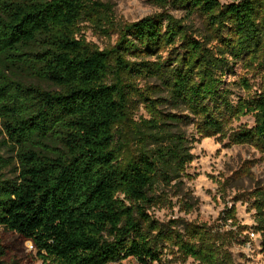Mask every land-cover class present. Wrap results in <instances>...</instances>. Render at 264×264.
Listing matches in <instances>:
<instances>
[{
  "label": "trees",
  "instance_id": "16d2710c",
  "mask_svg": "<svg viewBox=\"0 0 264 264\" xmlns=\"http://www.w3.org/2000/svg\"><path fill=\"white\" fill-rule=\"evenodd\" d=\"M150 1L176 3L187 18L120 23L102 0H0V264L2 230L30 240L41 264H163L169 255L240 264L232 248L249 228L264 243L262 184L245 195L251 227L235 206L211 225L152 213L195 158L182 125L226 137L233 120L252 115L255 125L229 139L264 153V89L234 99L224 81L234 63L264 65V0ZM196 14L204 31L188 21ZM85 24L116 33L115 44L90 43ZM136 105L149 117L138 122Z\"/></svg>",
  "mask_w": 264,
  "mask_h": 264
},
{
  "label": "rangeland",
  "instance_id": "374dc122",
  "mask_svg": "<svg viewBox=\"0 0 264 264\" xmlns=\"http://www.w3.org/2000/svg\"><path fill=\"white\" fill-rule=\"evenodd\" d=\"M113 5L116 20L120 23L138 21L149 15L168 12L177 18H187L186 10L176 3L160 7L150 0H102ZM227 4L232 0H221ZM188 21L204 31L205 19L196 14ZM86 39L101 49L115 44L117 34L111 37L102 35L85 24L82 30ZM164 57L167 54H163ZM156 57H154L155 59ZM246 79L250 88L240 84ZM224 81L234 91L233 98L255 95L264 89V65L251 64L248 61L231 65L224 76ZM151 84H157L151 82ZM141 116L149 117L142 105H136L134 118L139 122ZM255 125L252 115L241 116L233 120L228 136L200 137L193 125L181 126L188 137L193 140L194 160L186 168L187 176L175 192L169 193V201L164 206L154 207L152 213L155 219L169 222L173 219H183L187 222L214 224L222 211L236 207L237 217L243 225H254L255 210L251 207L247 193L257 184L264 185V153L252 144H233L229 139L232 131ZM0 128V142L4 139ZM4 148V147H3ZM6 157L12 156L3 151ZM13 171V168H9ZM249 234V237L246 235ZM1 237L7 251L6 264L16 261L19 264H41L30 240L10 230H2ZM240 239H246L244 244H235L232 253L240 264H264V243L261 236L253 234L249 228ZM164 258L163 264H194L189 258L186 262L173 260L171 255ZM173 259V258H172ZM109 264H141L133 258ZM158 264V263H155Z\"/></svg>",
  "mask_w": 264,
  "mask_h": 264
}]
</instances>
